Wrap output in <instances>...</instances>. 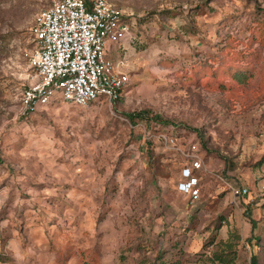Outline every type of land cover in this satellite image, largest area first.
<instances>
[{
	"label": "rangeland",
	"instance_id": "rangeland-1",
	"mask_svg": "<svg viewBox=\"0 0 264 264\" xmlns=\"http://www.w3.org/2000/svg\"><path fill=\"white\" fill-rule=\"evenodd\" d=\"M109 1L121 98L17 116L10 66L49 0H0V264H264V0Z\"/></svg>",
	"mask_w": 264,
	"mask_h": 264
},
{
	"label": "built area",
	"instance_id": "built-area-1",
	"mask_svg": "<svg viewBox=\"0 0 264 264\" xmlns=\"http://www.w3.org/2000/svg\"><path fill=\"white\" fill-rule=\"evenodd\" d=\"M130 28L127 15L109 0H49L30 27L33 47L24 60L10 66L16 79L17 116L30 115L57 98L76 105L118 101L129 75L116 69L106 47L129 34ZM187 154L176 189L194 201L200 196L203 163L195 150ZM232 191L243 195L248 188Z\"/></svg>",
	"mask_w": 264,
	"mask_h": 264
},
{
	"label": "trees",
	"instance_id": "trees-1",
	"mask_svg": "<svg viewBox=\"0 0 264 264\" xmlns=\"http://www.w3.org/2000/svg\"><path fill=\"white\" fill-rule=\"evenodd\" d=\"M142 114L138 111V112H130V113H127V116L130 118V119H133L135 116H141ZM264 160V156L262 157L261 161ZM260 161V162H261ZM187 163V162H185ZM184 164V163H183ZM180 172V171H179ZM177 190V189H176ZM178 191V190H177ZM179 192V191H178ZM252 226L255 224V221L252 219ZM253 258V261H255V256L252 257Z\"/></svg>",
	"mask_w": 264,
	"mask_h": 264
},
{
	"label": "crops",
	"instance_id": "crops-1",
	"mask_svg": "<svg viewBox=\"0 0 264 264\" xmlns=\"http://www.w3.org/2000/svg\"><path fill=\"white\" fill-rule=\"evenodd\" d=\"M116 42L114 43V42H111L109 45H108V52H110V51H113V53H115L116 52Z\"/></svg>",
	"mask_w": 264,
	"mask_h": 264
}]
</instances>
